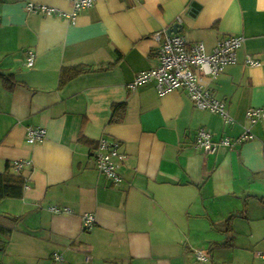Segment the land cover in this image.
Wrapping results in <instances>:
<instances>
[{"label":"crops","instance_id":"0c3cea01","mask_svg":"<svg viewBox=\"0 0 264 264\" xmlns=\"http://www.w3.org/2000/svg\"><path fill=\"white\" fill-rule=\"evenodd\" d=\"M30 2L72 10L70 0H0V74L14 84L0 75V174L26 182L21 198L0 201V264H264V122L233 149L194 146L200 128L237 139L248 109L264 106V0H96L75 24L28 12ZM177 24L207 53L223 36L245 38L211 82L233 125L182 90L130 88L158 64L152 35ZM248 56L262 64L246 65ZM77 66L92 71L60 86L62 70ZM29 126L45 128L44 141L30 144ZM101 139L128 156L119 186L97 168ZM14 160L30 164L18 172ZM85 213L96 217L89 231ZM196 249L210 261L198 262Z\"/></svg>","mask_w":264,"mask_h":264},{"label":"built area","instance_id":"2783aa9c","mask_svg":"<svg viewBox=\"0 0 264 264\" xmlns=\"http://www.w3.org/2000/svg\"><path fill=\"white\" fill-rule=\"evenodd\" d=\"M72 10L68 13L57 8L38 4L28 3V12L40 14L46 17L54 16L67 19L75 24L78 16L85 10L94 6L96 0H70ZM180 22V20H179ZM153 40L158 44L155 52L157 66L150 70L143 71L137 75L134 82L130 84L132 90L150 82H155L158 94L163 97L166 94L182 90L187 93L192 103L200 110L219 114L226 125H233L234 118L226 110V103L214 96L211 82L224 69L237 62V52L242 48L245 38L242 35L223 36L219 39L216 47L211 53H207L203 43L188 44L187 41L178 34H170L167 30L156 32L152 35ZM26 66L32 67L35 64L36 54L33 50H28ZM262 62L253 56H248L246 65L260 66ZM248 126L237 139L223 137L215 140L214 135L206 128H200L196 135L194 146L205 154H214L221 146L233 149L235 145H240L254 140L252 128L264 122V106L253 107L246 112ZM47 130L43 127L29 126L26 131V139L30 144L44 141ZM97 168L115 186L123 182L119 169L128 156L120 151V144L110 142L107 139L99 141L95 151ZM30 164L25 160H14L11 166L16 171H21ZM30 186L26 184L25 189ZM50 210L55 213H70L69 208L52 206ZM96 224V217L92 213H85L82 216V226L84 231L91 230ZM196 260L200 263L210 261V253L206 249H196L194 251ZM52 259L62 263L64 257L60 253H54Z\"/></svg>","mask_w":264,"mask_h":264},{"label":"trees","instance_id":"16d2710c","mask_svg":"<svg viewBox=\"0 0 264 264\" xmlns=\"http://www.w3.org/2000/svg\"><path fill=\"white\" fill-rule=\"evenodd\" d=\"M92 71L90 68H82V67H70V68H64L61 72L60 76V86L65 85L70 79H72L75 76H79L81 74L87 73ZM4 85L8 89H12V86L14 85L12 83V76L0 74ZM121 107V105H117L115 107V111L118 110ZM25 179L19 175V174H12L9 172L0 174V201L5 198H21L24 193V186H25ZM233 216H230L223 225V231L226 233L232 232V219ZM17 220V219H16ZM218 229H221L219 226H217ZM218 243H216L214 246H217Z\"/></svg>","mask_w":264,"mask_h":264},{"label":"water","instance_id":"95a60500","mask_svg":"<svg viewBox=\"0 0 264 264\" xmlns=\"http://www.w3.org/2000/svg\"><path fill=\"white\" fill-rule=\"evenodd\" d=\"M181 28H182L181 25L177 24L172 29H170L168 31V33H170V34H178L179 32H181Z\"/></svg>","mask_w":264,"mask_h":264}]
</instances>
